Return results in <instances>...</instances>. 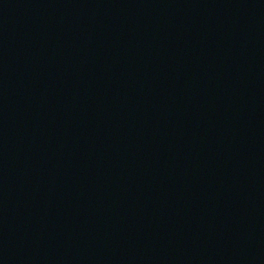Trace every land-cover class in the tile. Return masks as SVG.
Returning <instances> with one entry per match:
<instances>
[{"label":"water","instance_id":"1","mask_svg":"<svg viewBox=\"0 0 264 264\" xmlns=\"http://www.w3.org/2000/svg\"><path fill=\"white\" fill-rule=\"evenodd\" d=\"M0 264H264V0H0Z\"/></svg>","mask_w":264,"mask_h":264}]
</instances>
